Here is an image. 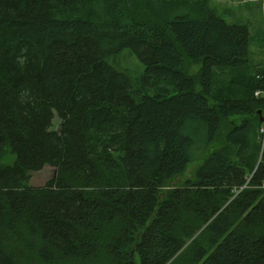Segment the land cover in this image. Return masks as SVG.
<instances>
[{
  "label": "trees",
  "instance_id": "obj_1",
  "mask_svg": "<svg viewBox=\"0 0 264 264\" xmlns=\"http://www.w3.org/2000/svg\"><path fill=\"white\" fill-rule=\"evenodd\" d=\"M250 41L210 0H0V264H264Z\"/></svg>",
  "mask_w": 264,
  "mask_h": 264
},
{
  "label": "rangeland",
  "instance_id": "obj_2",
  "mask_svg": "<svg viewBox=\"0 0 264 264\" xmlns=\"http://www.w3.org/2000/svg\"><path fill=\"white\" fill-rule=\"evenodd\" d=\"M210 6L215 9L218 16L227 23H242L249 26L251 33L249 45L250 63L257 69H264V0H210ZM109 63L118 71L125 73L132 80L133 85L138 87L141 76L144 73V66L132 52L125 50L116 58V62L111 59ZM199 69L200 66L191 67L190 74H196ZM260 116L263 120L264 112H260ZM59 122L60 121L56 117L54 120L55 129L58 128ZM15 158L16 157L11 154L10 149L5 148L0 163L7 166L13 165ZM197 165L198 164L191 166L186 175L180 178L178 182L182 183L186 179L193 178ZM54 175L55 169L47 166L42 171L33 172L31 174L29 185L33 187H42L49 179L54 177ZM174 260L171 261L170 264H173ZM110 263L111 261L108 259L105 264Z\"/></svg>",
  "mask_w": 264,
  "mask_h": 264
},
{
  "label": "built area",
  "instance_id": "obj_3",
  "mask_svg": "<svg viewBox=\"0 0 264 264\" xmlns=\"http://www.w3.org/2000/svg\"><path fill=\"white\" fill-rule=\"evenodd\" d=\"M258 78L261 79V80H264V73L261 74V75H258ZM255 96L256 97H264V91H261V90H258L255 92ZM260 134H261V137H262V140L264 142V118L262 120V125H261V128H260ZM246 186H244L242 189H244ZM263 188H264V185H263Z\"/></svg>",
  "mask_w": 264,
  "mask_h": 264
}]
</instances>
